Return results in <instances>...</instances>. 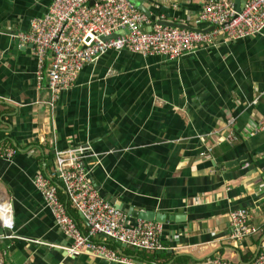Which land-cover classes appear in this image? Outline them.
I'll return each instance as SVG.
<instances>
[{"label": "crops", "instance_id": "crops-1", "mask_svg": "<svg viewBox=\"0 0 264 264\" xmlns=\"http://www.w3.org/2000/svg\"><path fill=\"white\" fill-rule=\"evenodd\" d=\"M52 1L0 0V143H12L0 146L15 150L0 157V199L13 219L12 228L0 226L3 264H123L69 253L73 241L34 183L37 173L56 170L59 151L77 146L87 148L82 161L102 196L124 206L130 222L139 220L132 209L167 216L164 249L112 246L133 264H210L217 256L249 263L264 253V129L255 131L264 117V33L219 34L174 59L109 51L85 65L52 108L32 45L13 37ZM205 1L135 0L160 18L202 28ZM238 208L250 210L257 232L233 241L230 212ZM69 210L87 230L85 216Z\"/></svg>", "mask_w": 264, "mask_h": 264}, {"label": "built area", "instance_id": "built-area-1", "mask_svg": "<svg viewBox=\"0 0 264 264\" xmlns=\"http://www.w3.org/2000/svg\"><path fill=\"white\" fill-rule=\"evenodd\" d=\"M198 20L204 24L203 28L214 26V29L201 32L157 24L133 0H53L45 15L34 17L27 31L13 37L20 44L32 45L37 59L36 77L40 85L48 84L49 105L53 108L60 94L75 85L85 65L95 63L109 51L128 49L144 56L158 54L174 59L201 44H212L219 34L226 35L228 40H239L264 33V0H245L240 13L235 10L234 0H207ZM126 29L128 33L117 38L103 39ZM263 129L264 117L255 131ZM237 137V132L230 130L226 139L233 142ZM86 149L77 146L59 151L56 170L37 173L34 177L57 226L73 241L69 253L89 252L109 261L133 264L132 258L109 244L111 237L136 249L153 252L164 249L161 221L130 222L123 209L102 196L82 161ZM14 154L13 148L0 146V157ZM55 177L64 185L66 202L58 194ZM69 206L85 216L89 222L87 230L81 228ZM250 218L247 208L230 212L233 241L244 240L257 232ZM0 226L13 227L12 207L3 199H0ZM98 235L103 238L94 239ZM0 264H3L1 257ZM210 264H264V253L249 263L217 256Z\"/></svg>", "mask_w": 264, "mask_h": 264}, {"label": "water", "instance_id": "water-1", "mask_svg": "<svg viewBox=\"0 0 264 264\" xmlns=\"http://www.w3.org/2000/svg\"><path fill=\"white\" fill-rule=\"evenodd\" d=\"M135 2V0H133ZM136 3V2H135ZM137 5V3H136ZM234 5H235V10L237 11V13H240L245 5V0H234ZM138 8L144 12L148 17H150L152 19V21H154L157 24H161V25H165V26H173V27H178V28H185V29H190V30H194V31H201V32H207V31H211L214 29V26L211 27H207V28H202V27H198L196 25H192L190 23H186V22H177L174 20H169V19H164V18H160L155 14H152L151 11L147 8H145L143 5L139 4L137 5ZM125 33H128V30H122V31H116L114 33H112L109 36H103V39H110V38H117L120 35H123ZM245 159H241L240 162H244ZM235 162V163H233ZM239 165V161H231L230 163H227V167L231 166V165ZM120 207V206H119ZM121 209L125 210L124 206L120 207ZM129 214L133 215L135 218H139V219H144L147 221H153V220H157V221H166L167 216L164 214L157 213L153 210H136V209H132L129 211ZM170 218H177V219H181L180 216L178 215H174V216H170ZM111 241L116 242L117 244H121V245H125L124 243H122L120 240H115L112 237L110 238Z\"/></svg>", "mask_w": 264, "mask_h": 264}, {"label": "trees", "instance_id": "trees-1", "mask_svg": "<svg viewBox=\"0 0 264 264\" xmlns=\"http://www.w3.org/2000/svg\"><path fill=\"white\" fill-rule=\"evenodd\" d=\"M0 139H2L1 136H0ZM0 145L10 146V145H12V143H10L9 141L5 140L4 142L0 143ZM109 244H110L111 246H118L116 242L111 241V240L109 241Z\"/></svg>", "mask_w": 264, "mask_h": 264}]
</instances>
